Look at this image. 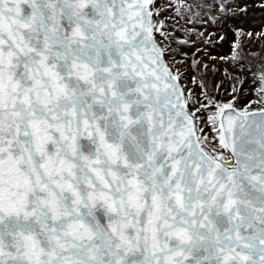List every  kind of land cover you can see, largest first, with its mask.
I'll return each instance as SVG.
<instances>
[{
    "label": "snow or ice",
    "instance_id": "1",
    "mask_svg": "<svg viewBox=\"0 0 264 264\" xmlns=\"http://www.w3.org/2000/svg\"><path fill=\"white\" fill-rule=\"evenodd\" d=\"M233 4L0 0V264H264V26Z\"/></svg>",
    "mask_w": 264,
    "mask_h": 264
},
{
    "label": "rangeland",
    "instance_id": "2",
    "mask_svg": "<svg viewBox=\"0 0 264 264\" xmlns=\"http://www.w3.org/2000/svg\"><path fill=\"white\" fill-rule=\"evenodd\" d=\"M259 3V0H234L233 7L229 9V11L235 10L238 15L236 17L230 18L225 22L224 31L227 32L229 27H243L246 30L259 32L261 27L264 26V10L257 7L256 4ZM245 4L248 5V13L246 15L239 14V8L244 7ZM232 39V35L228 32V41L222 44H218L214 49H212V55L215 56H223L227 55L230 50V42ZM264 47V40L260 37H256L252 43L249 45V48L253 51H260V49ZM218 67L223 69L226 67L222 63L217 64ZM209 86L211 87L213 83H219L222 79L220 73H216L214 75H210ZM255 85L251 82V74L246 77V82L243 85L244 88V98L249 100H254L256 97L254 95ZM231 88V83L227 80H224L223 89L218 93L219 98L226 99L228 97V93ZM243 103V101H242ZM256 107V105H253Z\"/></svg>",
    "mask_w": 264,
    "mask_h": 264
}]
</instances>
